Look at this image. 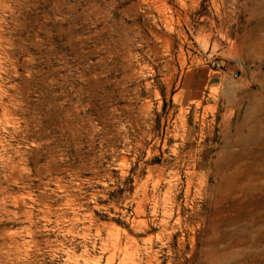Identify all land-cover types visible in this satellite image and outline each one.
<instances>
[{
  "label": "rangeland",
  "instance_id": "374dc122",
  "mask_svg": "<svg viewBox=\"0 0 264 264\" xmlns=\"http://www.w3.org/2000/svg\"><path fill=\"white\" fill-rule=\"evenodd\" d=\"M0 14V264H264V0Z\"/></svg>",
  "mask_w": 264,
  "mask_h": 264
},
{
  "label": "crops",
  "instance_id": "0c3cea01",
  "mask_svg": "<svg viewBox=\"0 0 264 264\" xmlns=\"http://www.w3.org/2000/svg\"><path fill=\"white\" fill-rule=\"evenodd\" d=\"M228 70L219 67H202L186 70L179 82L178 95L187 105L202 99L205 91L220 86Z\"/></svg>",
  "mask_w": 264,
  "mask_h": 264
},
{
  "label": "bare ground",
  "instance_id": "6f19581e",
  "mask_svg": "<svg viewBox=\"0 0 264 264\" xmlns=\"http://www.w3.org/2000/svg\"><path fill=\"white\" fill-rule=\"evenodd\" d=\"M1 1V0H0ZM3 1V0H2ZM5 1V0H4ZM3 3V2H2ZM6 3V2H5ZM2 5V4H1ZM8 8V7H7ZM1 15V14H0ZM10 15V14H9ZM3 36V35H2ZM260 48V47H259ZM6 147V146H5ZM260 239V238H259Z\"/></svg>",
  "mask_w": 264,
  "mask_h": 264
}]
</instances>
